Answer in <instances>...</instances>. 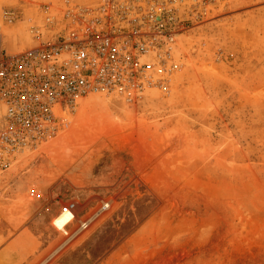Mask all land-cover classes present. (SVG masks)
<instances>
[{
	"label": "rangeland",
	"instance_id": "rangeland-1",
	"mask_svg": "<svg viewBox=\"0 0 264 264\" xmlns=\"http://www.w3.org/2000/svg\"><path fill=\"white\" fill-rule=\"evenodd\" d=\"M66 1L0 0L18 13L10 51ZM185 9L149 84L81 99L0 174L1 264H264V0Z\"/></svg>",
	"mask_w": 264,
	"mask_h": 264
},
{
	"label": "built area",
	"instance_id": "built-area-1",
	"mask_svg": "<svg viewBox=\"0 0 264 264\" xmlns=\"http://www.w3.org/2000/svg\"><path fill=\"white\" fill-rule=\"evenodd\" d=\"M186 1L67 0L58 16L31 28L37 44L17 52L4 31L18 13L0 5V174L55 138L80 99L149 84L152 63L168 62L184 29ZM75 208L67 201L61 211Z\"/></svg>",
	"mask_w": 264,
	"mask_h": 264
},
{
	"label": "crops",
	"instance_id": "crops-1",
	"mask_svg": "<svg viewBox=\"0 0 264 264\" xmlns=\"http://www.w3.org/2000/svg\"><path fill=\"white\" fill-rule=\"evenodd\" d=\"M26 219H23L22 217H16L14 220H11V224L12 225H14V226H21L22 225V223L25 221ZM21 231H23L22 229L16 234V238L15 239H12V240H10L8 243V245H6L4 248H3V251H5L6 249H8L9 247H11V244H13L14 242L15 243H17L19 246H21L22 245V242L23 241H27V234H23V232H21ZM0 242H2V238L0 237ZM16 244V245H17ZM25 249H27V247L25 248ZM4 257H3V252H1L0 251V264H1V261H3L4 262ZM5 264H7L6 263V261H5Z\"/></svg>",
	"mask_w": 264,
	"mask_h": 264
},
{
	"label": "bare ground",
	"instance_id": "bare-ground-1",
	"mask_svg": "<svg viewBox=\"0 0 264 264\" xmlns=\"http://www.w3.org/2000/svg\"><path fill=\"white\" fill-rule=\"evenodd\" d=\"M80 101H81V99L79 100V102H80ZM109 101H111L112 104H115V105H116V108H117V106L120 107V105L122 104L121 101L116 100V99H113V98H112L111 100H109ZM122 105H123V104H122ZM116 108H115V109H116ZM120 109H121V108H120ZM118 112H119V109H118ZM72 213H73V211H67V212H63V211H61V215H62V216L71 215ZM80 221H81V220H80ZM81 222H82V221H81ZM84 224H85V223H84ZM81 228H82V227H80L79 230H81Z\"/></svg>",
	"mask_w": 264,
	"mask_h": 264
}]
</instances>
